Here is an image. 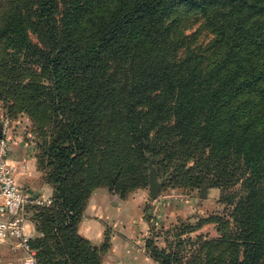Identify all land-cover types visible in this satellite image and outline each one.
<instances>
[{"label":"trees","instance_id":"16d2710c","mask_svg":"<svg viewBox=\"0 0 264 264\" xmlns=\"http://www.w3.org/2000/svg\"><path fill=\"white\" fill-rule=\"evenodd\" d=\"M91 2L72 0L65 16L64 40L58 41L59 53L44 56L52 85L50 95L57 114L64 119L66 138L51 148L63 167L55 181L61 213L68 217L61 226L70 229L76 223L84 191L75 181L79 193L62 183L78 170L84 152L92 146L93 152L109 155L116 172L109 179L111 186L124 169L134 172L151 160L158 171L178 162L174 170L180 175L185 170L182 165L192 159L195 166L183 177L202 169L189 180L197 183L213 176L218 186L240 185L245 194L236 205L240 216L236 246L242 255L228 264H264V38L251 32L260 24V29L264 28V0H114L105 13L89 17L90 28L82 38L75 35L73 23ZM179 7L205 17L217 42L225 46L217 61L222 62L202 71L200 59L188 55L175 65H164L161 72L144 65L133 71V63L140 59L137 56L147 52L148 39L156 47L158 37L160 42L171 38L172 27L165 20ZM50 10L51 0H40V17L49 18ZM6 14L8 22L0 28V40L26 45L25 13L19 6H10ZM257 49L260 53L252 59ZM232 62L229 73L220 75L221 67ZM132 72L134 81L142 73L148 72V76L133 84V91L127 85L118 86V74ZM70 91L75 104L68 111L64 98ZM141 100L149 101L144 107L147 111L131 108ZM110 127L115 138L106 139ZM104 143L109 148L99 147ZM40 243L31 241L36 264ZM57 244L64 263L100 264L101 251L74 232ZM149 253L153 258L161 254L155 248Z\"/></svg>","mask_w":264,"mask_h":264},{"label":"rangeland","instance_id":"374dc122","mask_svg":"<svg viewBox=\"0 0 264 264\" xmlns=\"http://www.w3.org/2000/svg\"><path fill=\"white\" fill-rule=\"evenodd\" d=\"M113 1L89 0L90 5L80 10L73 23L75 35L83 38L90 28L89 17L98 12L105 13ZM71 2L51 0V16L45 19L39 15L40 0H0V28L8 22L6 11L10 6H19L25 13L23 28L27 44L19 47L5 38L0 40V133L2 124L8 120L12 142L23 145L28 157L27 169L43 187L40 193L27 194L35 200L47 201L45 206H31L27 210L37 233L35 239L41 241L39 264H65L57 253V241L73 232L89 246L101 251L100 264H104L107 255L117 247L115 238L121 242L126 238L127 244L143 246L152 264H228L233 257L239 258L242 253L236 243L240 237L237 228L240 216L236 214V205L245 194L240 185L233 188L218 186L213 176L197 183L189 180L190 176L201 174L202 169H194L193 175L183 177L187 169L194 168L192 159L182 165L185 170L180 175L174 170L178 162L171 168L158 171L155 160H151L134 172L133 169H124L114 180L116 185L111 186L109 179L116 172L111 167L109 155L93 152L92 146L90 151L84 152L78 170L62 183V187L79 193L80 190L73 186L75 181L84 191L80 193L76 223L70 229L61 226L68 217L61 213L59 185L55 181L63 167L51 148L66 138L63 135L64 119L57 114L50 95L52 85L44 56L59 53L58 45L65 37V16L70 12ZM169 15L165 22L172 27L171 38L160 42L158 37L159 46L156 47H152L151 38L148 39L147 52L137 56L140 59L133 63L136 65L133 71L144 65L148 70L159 69L161 72L164 65H175L188 55L200 59L202 71H205L222 59L225 46L217 42V35L204 16L180 7ZM260 25L251 32L263 39L264 28L260 29ZM259 53L260 49L252 53V59ZM231 64L234 65L233 62L221 65L219 74L229 73ZM147 76L148 72L142 73L136 77L138 81H134V72L118 74L116 82L121 83L118 86L127 85L133 91L131 86L145 81ZM65 101L64 106L70 111L75 104L73 91L66 94ZM148 105L149 101L141 100L131 108L147 111L144 107ZM109 131L111 135L105 132L106 139L115 138L111 127ZM99 147L109 148L105 143ZM152 170L161 184L156 198L151 197ZM108 174L110 176L106 178ZM151 248L157 249L160 256L153 258L149 253Z\"/></svg>","mask_w":264,"mask_h":264},{"label":"built area","instance_id":"2783aa9c","mask_svg":"<svg viewBox=\"0 0 264 264\" xmlns=\"http://www.w3.org/2000/svg\"><path fill=\"white\" fill-rule=\"evenodd\" d=\"M13 142L10 134V122L2 124L0 137V244L14 240L27 254L24 264H36V252L32 248L31 233L27 229L28 208L45 206L47 201L33 199L23 193L15 178V167L10 162ZM50 204V203H49Z\"/></svg>","mask_w":264,"mask_h":264},{"label":"crops","instance_id":"0c3cea01","mask_svg":"<svg viewBox=\"0 0 264 264\" xmlns=\"http://www.w3.org/2000/svg\"><path fill=\"white\" fill-rule=\"evenodd\" d=\"M26 154L23 145L16 144L15 142L13 143L10 162L15 167L17 184L26 191V194L30 195L29 192L40 193L43 191V187L37 183V177L27 169V167L29 168V164ZM0 220H5V217H0ZM27 229L31 233L32 239H35L37 233L29 213ZM129 234H132V232L130 231ZM90 237L92 236L90 235ZM125 240L127 241L126 238ZM125 240L121 242L119 239L115 238L117 247L107 255L104 264H152L143 246L140 245V247H138L136 245L127 244ZM26 257L27 254L18 247L16 241L10 240L0 244V264H24Z\"/></svg>","mask_w":264,"mask_h":264},{"label":"water","instance_id":"95a60500","mask_svg":"<svg viewBox=\"0 0 264 264\" xmlns=\"http://www.w3.org/2000/svg\"><path fill=\"white\" fill-rule=\"evenodd\" d=\"M0 137H1V133H0ZM150 183L152 186L151 197L156 198L157 193H158L159 189L161 188V184L157 181V176H156L154 170H152V172H151Z\"/></svg>","mask_w":264,"mask_h":264}]
</instances>
